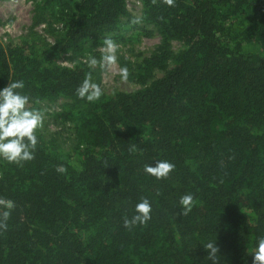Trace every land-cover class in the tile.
I'll use <instances>...</instances> for the list:
<instances>
[{
  "label": "trees",
  "instance_id": "obj_1",
  "mask_svg": "<svg viewBox=\"0 0 264 264\" xmlns=\"http://www.w3.org/2000/svg\"><path fill=\"white\" fill-rule=\"evenodd\" d=\"M31 1L34 25L61 30L51 45L0 42V88L22 80L31 109L59 101L52 118L72 147L37 130L31 161L0 160V198L15 203L0 264H211L210 240L219 264H252L264 236V0H138V19L126 0ZM139 23L160 38L129 75L141 88L77 98L86 74L99 81L86 58L106 37L144 33ZM160 159L175 169L157 180L144 166ZM144 197L151 219L125 229Z\"/></svg>",
  "mask_w": 264,
  "mask_h": 264
},
{
  "label": "clouds",
  "instance_id": "obj_2",
  "mask_svg": "<svg viewBox=\"0 0 264 264\" xmlns=\"http://www.w3.org/2000/svg\"><path fill=\"white\" fill-rule=\"evenodd\" d=\"M167 6L172 7L175 0H163ZM118 45L106 37L101 49L100 60L95 56L87 58L89 68L112 66L117 63ZM121 80H127L128 68L120 67L118 72ZM25 85L22 80H13L6 86L0 88V160L10 164H20L31 161L38 143L36 132L43 125L44 116L40 110L28 107L30 97L23 93ZM77 98L93 102L101 98L103 90L101 86L93 82L91 73L85 75L75 90ZM175 169V164L167 159L155 160L154 164H146L144 172L157 180L167 178L169 173ZM57 171L63 173L66 169L59 166ZM195 204L192 193H186L179 197L178 205L181 215L191 212ZM15 207L11 199L0 198V231L8 228L7 221ZM152 204L148 198H141L135 203L133 213L130 217L123 218V227L130 229L135 226L144 225L151 219ZM207 251V260L211 264H219V247L216 240H210L204 244ZM252 264H264V236L255 241V251L252 255Z\"/></svg>",
  "mask_w": 264,
  "mask_h": 264
},
{
  "label": "rangeland",
  "instance_id": "obj_3",
  "mask_svg": "<svg viewBox=\"0 0 264 264\" xmlns=\"http://www.w3.org/2000/svg\"><path fill=\"white\" fill-rule=\"evenodd\" d=\"M128 12L135 19L141 17L140 10L133 4L130 5ZM33 16V4L31 0H0V42L5 46L12 41L25 38L33 41L36 46L53 44L55 35L61 30L60 26L51 23L49 20L34 25ZM137 27L143 28L145 32L140 33L141 29L132 28L123 34L122 41L115 42L119 46L116 65L104 67L98 65L92 68L99 77L97 84L101 86L103 94H111L115 91L131 93L141 88L136 81L129 78V75L134 72L135 68L141 64L144 58L149 57L153 53L159 45L160 38L152 27H144L141 23ZM3 38H5L7 44L2 40ZM101 49L98 48L91 55L95 56L98 61L102 55ZM179 49L180 46L177 43L172 45L174 52ZM57 63L65 67L72 66L68 57L64 56ZM125 66L128 68L129 73L126 81L121 80L118 74L119 68ZM162 76V72H155L154 74L155 79ZM59 106L60 103H41L38 106V109L44 116L43 125L38 130L46 140H56L58 144L63 145L65 151H68L72 147V136L67 131H61V127L52 118V115L58 111Z\"/></svg>",
  "mask_w": 264,
  "mask_h": 264
},
{
  "label": "built area",
  "instance_id": "obj_4",
  "mask_svg": "<svg viewBox=\"0 0 264 264\" xmlns=\"http://www.w3.org/2000/svg\"><path fill=\"white\" fill-rule=\"evenodd\" d=\"M132 4L135 5V7H137L140 10V12L142 11V6L138 0H126V2H125L126 9L128 10L130 5H132ZM2 40L5 42V44H7L5 38H3ZM1 44H3V43H1ZM64 57H67V56H64ZM57 103H60V102L58 101ZM58 111H59V109H58Z\"/></svg>",
  "mask_w": 264,
  "mask_h": 264
}]
</instances>
